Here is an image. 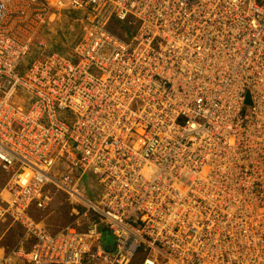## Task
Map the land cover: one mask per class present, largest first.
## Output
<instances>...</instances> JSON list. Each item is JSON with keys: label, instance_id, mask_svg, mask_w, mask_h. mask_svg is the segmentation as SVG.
I'll return each instance as SVG.
<instances>
[{"label": "built area", "instance_id": "2783aa9c", "mask_svg": "<svg viewBox=\"0 0 264 264\" xmlns=\"http://www.w3.org/2000/svg\"><path fill=\"white\" fill-rule=\"evenodd\" d=\"M5 222L0 264H264V0H0Z\"/></svg>", "mask_w": 264, "mask_h": 264}, {"label": "rangeland", "instance_id": "374dc122", "mask_svg": "<svg viewBox=\"0 0 264 264\" xmlns=\"http://www.w3.org/2000/svg\"><path fill=\"white\" fill-rule=\"evenodd\" d=\"M79 14L77 15V17ZM75 16L71 13L61 12V15L57 16L56 20H53L48 26L44 28V33L46 35L45 39H47V45L51 46L54 42V39L57 38V34L60 36L62 43L60 46H64L70 43L76 31L78 32L79 23L74 22ZM124 25H121L122 27ZM32 59L31 56H26V61H30ZM246 104H249L248 96H246ZM96 186L94 182L92 183V187ZM100 187H96L95 190L98 191ZM97 196V194H96ZM70 208L66 201H64L62 194L54 195L50 205L42 211H35L36 214L40 216L39 221H43L46 225H48L51 229H55L58 226H62L63 224L68 223L71 219H69ZM68 216V217H67ZM9 223L5 222L2 225L0 224V247L5 249L7 246L13 244L17 238V235L20 233L19 229L15 226V228L11 227L7 232L5 231L7 225ZM6 232V233H5ZM105 232V231H104ZM107 232V231H106ZM107 236H104V241L106 244L111 242V234L106 233ZM1 251V250H0Z\"/></svg>", "mask_w": 264, "mask_h": 264}, {"label": "bare ground", "instance_id": "6f19581e", "mask_svg": "<svg viewBox=\"0 0 264 264\" xmlns=\"http://www.w3.org/2000/svg\"><path fill=\"white\" fill-rule=\"evenodd\" d=\"M62 12H67V13H69V14H73V12H68V11H62ZM74 22H76L75 20H74ZM121 30H123V28H120ZM161 46H169L168 45V43L167 42H163V43H161ZM36 48H37V46H36ZM191 48L189 47V46H185V47H183L182 48V51H184V50H190ZM191 58H193L192 56L190 57V59ZM140 72H143L141 69H140ZM177 82L179 83L180 81L179 80H177ZM121 122H123V119H125L124 117H122L121 116ZM140 155H142V153H143V150H140ZM147 154V153H146ZM152 159L154 160V161H159L160 159L159 158H157L156 156H152ZM25 162V161H24ZM30 165H31V167L32 166H34V167H39L40 165H39V163L37 164V163H31V164H29V166H28V168L30 169ZM49 183L50 182H46V183H41V185L42 186H47V185H49ZM63 184V183H62ZM48 189H49V191H50V195H51V197L53 198L54 197V195H57V194H62L63 195V198H64V201H66V203L68 204V206H69V208H70V210L72 211V208H76V210H78L79 212H81V209H79L78 208V206H75L76 205V202H74L72 199H71V201L67 198V195L64 193V192H61V191H59V190H56L53 186H49L48 187ZM68 217V216H67ZM72 218H77L78 219V221H79V224H78V226L80 227V229H87L88 228V226L90 225V223L91 222H94L95 221V218L93 219V220H91V219H85V220H80V217L76 214V215H70L69 214V219H72ZM111 239H112V241H113V237H112V234H111ZM112 243L113 242H111L110 244H109V246L110 245H112ZM104 244L105 245H107L106 243H105V241H104Z\"/></svg>", "mask_w": 264, "mask_h": 264}, {"label": "trees", "instance_id": "16d2710c", "mask_svg": "<svg viewBox=\"0 0 264 264\" xmlns=\"http://www.w3.org/2000/svg\"><path fill=\"white\" fill-rule=\"evenodd\" d=\"M124 30H125V28H123V30H122V31L124 32ZM103 233H104V236H107V234H106L107 232H106V231H105V232H103Z\"/></svg>", "mask_w": 264, "mask_h": 264}]
</instances>
